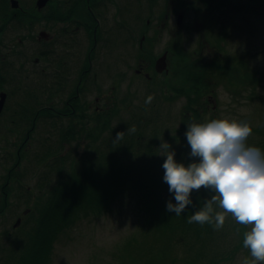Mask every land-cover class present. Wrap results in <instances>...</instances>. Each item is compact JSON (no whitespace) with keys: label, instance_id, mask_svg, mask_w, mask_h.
Returning a JSON list of instances; mask_svg holds the SVG:
<instances>
[{"label":"rangeland","instance_id":"rangeland-1","mask_svg":"<svg viewBox=\"0 0 264 264\" xmlns=\"http://www.w3.org/2000/svg\"><path fill=\"white\" fill-rule=\"evenodd\" d=\"M17 1L19 8L27 12L34 9L36 2V0ZM68 1L53 0L51 7L58 5L61 9ZM7 2L9 5V0ZM97 2L100 4L98 0ZM84 6L82 4V8ZM90 10L93 13L95 10L96 14L100 15L96 23L100 22L99 26L103 33L104 30L107 32V38L106 34L103 35V45L99 48L92 46L88 36L90 29L85 31V22L90 23L93 20L87 16L85 8L79 15L76 13L72 23L49 24L42 20L30 28L9 31L10 33L2 36L0 40V58L5 57L3 62H0V87L4 86L1 93L5 95L6 80L12 74L24 68L30 71L41 68V64L33 66L34 62L31 59L38 50H44L46 47V44H42L37 39L40 32L47 33L51 37L50 40H58L66 45L67 50L70 49L68 51H75L78 42L80 48L78 54L82 59L91 53V71L86 76V79L90 78L91 83L88 91L85 94L81 93L85 85L83 80L79 89L81 93L79 100L87 120L86 126L82 123L81 127L87 128L86 131H90L96 137L89 141L85 138L87 132L85 134L81 132L75 141L62 147V154L69 155L64 171H70V158L76 155L75 151L77 155L73 163L79 167L88 164L99 154L104 156L106 149H108L106 152H110L111 148H107L106 144L115 140L117 132H126L128 135V128L133 125L136 128L138 125L135 117L138 114L149 115L139 123V129H142L141 133H143L141 140L144 138V141H148L147 135L155 125L159 127L163 137L183 139L185 134L177 133L179 111L184 99L182 96H176L170 102L171 100L165 98L169 95H172L170 98L173 97L170 90H166V95L162 96L168 86L181 84V75L178 74L177 77L174 74L175 58H180L184 63L182 76L188 72L202 71L207 67L205 74L211 78L213 87L201 100V103L206 105L204 122L209 119L247 120L252 128L247 143L251 146L253 142L264 139V0H213L210 3H206V0H104V6L100 4L97 8L93 5ZM179 14H182L180 25L176 23ZM96 23L91 22L90 27ZM163 23L165 24L163 28L167 29L166 34H163V28L158 29ZM116 29L118 36L116 35L115 40L109 42L108 35ZM220 34L225 35L224 39L220 38ZM142 35L144 36L142 45L149 53V58L146 59L144 56L141 58L149 66L146 72H150V80L138 77L134 73L139 59L138 42ZM169 37L170 40L166 41ZM220 45H223V51ZM167 46L171 53H168L167 60H170V57L172 59L162 74L168 73L166 77H169L154 78V59L156 60ZM50 48L55 52L53 47ZM18 52L20 53L16 55ZM213 61L221 62L227 67L221 69L211 67V69L205 65ZM189 65L191 68L188 67ZM230 67L235 68V71ZM43 70L45 73L48 69ZM243 74L246 75V82L239 79ZM78 80L79 74L75 73L73 83H77ZM22 82H26L28 87L22 86L19 92L27 91L31 97L36 94V99L43 93V84H49L39 79L37 73ZM22 82H18L19 85ZM149 95L154 96V99L150 104H145V99ZM103 96L104 100L105 97L107 99L106 105H110V110L112 109L111 123L106 130H104V111L108 108L101 100L99 103L96 102V98L101 99ZM63 98L64 96L61 95L60 98L54 99L51 106L44 103L43 97L38 99L40 105H35V100L28 101L22 96L20 99L17 97L16 100H24L26 104L33 103L36 110L44 106L54 108L59 102H64ZM10 103L12 105L14 102ZM142 105H145V109L149 108V111L142 113L144 112V109H140ZM5 112L10 113L6 110ZM6 119V116L0 118V169L9 166L8 160L14 157L22 133V131L15 132L13 126L5 121ZM67 124L69 123L64 119L43 116L37 119L34 137L29 142L28 151L23 153L24 160L19 168L26 176L24 188L26 186L27 192L34 188L38 170L41 174L46 170L44 167L41 168V165L39 168L34 164L33 154L40 149L45 150L44 141L47 145L56 147L59 143L58 131L67 128ZM145 124L147 126H143ZM164 141L168 143L167 138ZM175 145L177 146H173L172 143L173 149L170 150L175 152V148L181 147L182 144L175 143ZM159 147L160 145L157 150L160 149ZM184 149L186 153L175 152L174 159L187 166L189 147L184 145ZM159 154L158 158L161 152ZM2 177L3 172L0 171V180ZM49 177L54 183L56 175L50 174ZM2 183L1 180L0 195L6 192L2 188ZM33 193L36 195L34 190L32 191L34 196ZM47 193L49 192L46 189L41 198L35 197L34 202L31 203L16 191L12 193L8 206L3 209L6 216L5 214L0 216V264H4L8 257L14 254L12 239L21 237L24 231L28 230L30 226L27 222L32 219L29 217L30 208L40 206ZM211 195L206 197L210 198ZM18 218H22L21 225L17 230L12 231L11 226L17 224ZM235 223L237 224L235 218L228 213L225 224L220 229L225 235L224 247L236 252L228 264H241L243 257L249 255L248 250L243 247V233L246 227L237 232L238 227ZM138 227L139 219L131 203L127 200L121 201L105 216L81 219L71 229L59 233L52 247L50 264H104L110 260L112 252L120 242Z\"/></svg>","mask_w":264,"mask_h":264},{"label":"trees","instance_id":"trees-1","mask_svg":"<svg viewBox=\"0 0 264 264\" xmlns=\"http://www.w3.org/2000/svg\"><path fill=\"white\" fill-rule=\"evenodd\" d=\"M211 1L213 0H206V3ZM89 2H91V6L96 5L97 8L100 6L97 0H89ZM51 3H53V0H50V3L41 12H37L35 9L27 12L23 8L11 9L7 0H0V40L2 36L10 33L9 31L24 30L42 20L49 24L70 22L76 13L78 11L81 13L84 8L87 16L92 19L86 9L87 4L85 1L75 5L70 10L64 7L59 9L58 6L53 8ZM82 4L85 5L83 8L80 6ZM218 8L221 7L218 6ZM96 13L94 10V18L91 22L96 23V19L99 20L100 15ZM91 22L86 24V29H90V33L96 38L99 33V30L95 32L97 23L90 27ZM111 33L113 34V32ZM224 37V34H220L221 39H224ZM43 44H46L44 52L38 55V52L42 51L38 50L37 56H35L41 60L39 63L41 68L48 69L46 72H49L50 76H45L44 80L49 84H43V93L36 99V94L31 97L27 94V91L19 92L22 86L28 87L26 82H22L25 79L24 70L12 74L6 80V111L12 112L14 106L20 105V101L23 102V109L18 112L26 125L19 141H22L27 133L34 131L36 121L42 113H44V118L64 119L69 124L65 129L59 131L56 129L59 140L56 147L47 145L44 141L43 149L45 150L40 149L36 154H33L34 164L46 168L42 174L38 170V178L33 185V189L31 188L27 192L26 186L24 188L26 176L19 169L21 161L24 160L22 150H20L19 156L15 152L14 157L9 158L8 163L10 164L7 168L0 169L3 172L1 178L2 188L6 192L11 191L13 193L16 191L29 203L34 202L35 197L37 199L41 198L46 189L49 192L40 206L30 208L29 217L32 219L27 222L30 227L24 231L25 233L21 237L12 239L14 254L10 255L4 264H50L52 247L59 233L71 229L81 219L105 216L112 212L113 207L119 202L126 200L131 203V207L137 213L139 227L120 242L116 250L112 252L110 260L104 264H228L234 258L236 252L231 248L224 247L226 243L222 230L216 231L207 223L201 226L196 222L191 224L187 222L188 217L203 207V202L207 198L206 195H211L210 191L203 187L200 190H193L191 193L193 203L187 206L180 216L166 210L168 201L173 204L176 201L174 194L168 191L169 185L163 180L164 169L162 164L165 157H157L161 152L157 148L161 144L160 138L162 136L163 140L167 138L170 146L172 143L173 146H177L175 143L182 144L181 147L175 148V152L178 154L186 153L184 145L189 147L188 151L190 153L191 149L185 135L182 140L176 137L172 139L163 137L159 127L155 125L147 135L148 141H144V138L141 140L143 133H141L142 129H139V123H142L143 119L149 115L138 114L135 117L138 125L135 133L126 135L125 132L123 140L116 143H113V141L108 142L106 147L111 148L110 152H106L108 149L104 150V156L102 154L95 156L83 167L73 163V159L77 155L75 151L76 155L70 158V171H64L69 155L62 154V147L75 141L81 135V132L84 134L87 132V128L81 127L82 123L86 126L87 120L79 97L75 98L76 107L58 105L54 108H48L44 106V108L40 107L36 110H34L33 103L26 104L27 102L24 100H16L17 97L20 99L22 96L23 99L35 100V105H40L39 100L43 97L44 103L51 106V102L56 98H60L61 95L65 99L64 94L67 92H70L68 98L75 96L77 83L68 86L64 83L62 77L70 72V64L66 59L67 55L53 57V54L60 47L67 50L66 45L58 40H50ZM50 47H53L55 52ZM220 48L221 51L224 50L223 45H220ZM19 53H16V55ZM87 58L83 61L75 58L77 63L75 73L79 74V78H82V81L85 80V83L90 80V78L86 79V76L91 71ZM31 59L33 60V57ZM3 60L1 58L0 62H3ZM175 60V63H173L174 74L177 77L178 74L181 75V84L168 86L165 88V92L163 91L162 96L166 95V90H170L173 97L170 98L172 95L165 97L171 100L170 102L176 96H182L184 99V104L179 111V132L177 134H185L187 123L192 121L204 122V106L206 105L201 103V100L209 93L213 84L210 82L211 78L205 74L207 67H204L202 71L188 72L182 76L184 63L180 58H175ZM205 65L214 69L227 67L221 62L215 61ZM33 66L36 67L37 65L33 64ZM74 66L76 68V65ZM188 67L191 68V65ZM230 69L235 71L233 67H230ZM53 71L58 73H53ZM160 75L154 72V78L163 77L167 79L169 77L163 74ZM239 79L246 82V75L239 76ZM18 82H22L21 85ZM3 88L2 85L0 91ZM58 90L60 95L57 97ZM10 102L14 103L11 105ZM106 104L104 102V105L108 108L104 111V130L109 128L110 117H112V109L110 110V105ZM144 107L145 105H142L140 108L144 109L142 113L149 111V108L145 109ZM54 114H57V118L54 117ZM147 124L143 126H147ZM95 137L90 131L85 136L89 141ZM251 146L264 150V139L253 142ZM188 161L189 163L198 162L199 158H192L188 155ZM50 174L56 175L54 183L50 181ZM10 185L11 190L8 188ZM33 190L36 192V195L33 193L34 196L32 195ZM235 225L239 229H244V226L238 222Z\"/></svg>","mask_w":264,"mask_h":264},{"label":"clouds","instance_id":"clouds-1","mask_svg":"<svg viewBox=\"0 0 264 264\" xmlns=\"http://www.w3.org/2000/svg\"><path fill=\"white\" fill-rule=\"evenodd\" d=\"M154 96L149 95L145 104ZM185 136L190 146L189 156L199 158L185 166L177 162L174 150L161 137L163 180L176 201H168L166 210L180 216L193 203L191 193L202 187L211 193L203 207L188 217L187 222L205 223L219 231L226 215L246 227L243 247L249 255L241 264L264 262V150L247 143L252 128L247 120L209 119L203 123L186 124ZM133 125L127 129L135 133ZM125 132H117L113 143L123 140ZM217 209H220L219 211ZM250 226V227H249ZM240 231L239 228L236 229Z\"/></svg>","mask_w":264,"mask_h":264},{"label":"flooded vegetation","instance_id":"flooded-vegetation-1","mask_svg":"<svg viewBox=\"0 0 264 264\" xmlns=\"http://www.w3.org/2000/svg\"><path fill=\"white\" fill-rule=\"evenodd\" d=\"M99 2H100V4H103V6H104V0H98ZM80 3H82V0H69L67 3H65L64 4V8L65 9H67V10H70L71 8H73L75 5H77V4H80ZM85 3L87 4V7H86V9L89 11V13H90V15L92 16V19L94 18V16H93V13H92V11L90 10V7H91V2H89V0H85ZM56 6H58V5H56ZM80 6H82V5H80ZM58 7H61V6H58ZM77 14L79 15L80 13H79V11L77 12ZM181 16H182V14H179L178 16H177V19H176V23L178 24L179 23V25H180V23H181ZM180 17V19H178ZM120 18V17H119ZM73 19V18H72ZM72 19H71V23L73 22L72 21ZM84 19H86V16L84 15ZM97 21H98V19H96ZM181 20V21H180ZM65 23H67V22H65ZM65 23H58V24H65ZM99 23L100 22H98L97 23V29H95V32L97 31V30H99V33L97 34V37L95 38V36L94 35H92L91 33H90V31L88 32V36H89V39H90V41L92 42V46L93 47H95V48H99V47H101L102 45H103V35H105L106 34V38H107V32L104 30V33L102 32V30L100 29V26H99ZM86 24H88V22H85V26H86ZM147 24H148V22H147ZM163 27H165V24L163 23V24H161L160 26H159V28L158 29H161V28H163ZM75 31H76V29H75ZM85 31H88L87 29H86V27H85ZM162 31H163V34H166L167 33V29L166 28H163L162 29ZM112 32V31H111ZM110 32V34L108 35V38L110 37V39H109V42H112V41H114L115 40V38H116V35L118 36V29H116L114 32H113V35L114 36H112L111 33ZM145 34V33H144ZM143 34V35H144ZM141 36V39L139 40V42H138V54H139V59H138V61L136 62L137 64H136V67H137V69H135V71H134V73H135V75H137L138 77H144L145 79H147V80H150L151 79V75H150V72L148 71V72H146V70L148 69V65L145 63V61H144V59L143 58H141L142 56H144L146 59H148V57H149V53H147V50H145V48H144V45H142L143 44V42H144V36ZM48 38H49V40H44L43 39V41H40V42H42V44L44 43V42H49L50 41V36H48ZM170 40V37L169 38H167L166 39V41H169ZM100 42V43H99ZM99 43V44H98ZM164 47H165V42H164ZM79 44H78V42H77V48H76V50L75 51H68V50H66L65 48H63V47H60L58 50H57V52H55V54H53V57L55 58L57 55H61V56H65V55H67L69 58H66L67 59V62L70 64V72L67 74V75H63L62 77H63V80H64V83L65 84H67L68 86L69 85H71V84H73V82H74V80H75V72H76V69H77V63L75 64L74 62H76V60H75V58H79L78 60H80V61H83V59L82 58H80L79 57V54H78V51H79ZM141 50H143V52H141ZM44 52V50H42L41 52H38V55L39 54H42ZM58 52H60V54H58ZM168 53L169 54H171L170 53V49L168 48V46L165 48V50H164V52L163 53H161V55L155 60L154 59V62H153V72H156L155 71V63H156V61L158 60V59H160L162 56H165V67L167 66V64H168V62H170L171 63V57H170V60H167V56H168ZM36 56H37V54H36ZM36 56H34L33 57V62H34V64L35 65H38L40 62H41V60L40 59H38V57H36ZM86 57H88L87 58V61H88V63H89V67H90V69H91V53L89 54V55H87V56H85V58ZM1 58H3V59H5V57H1ZM0 58V59H1ZM84 58V59H85ZM74 65H76V68H75V66ZM85 71H87V70H85ZM34 73H37L38 74V78L39 79H43L44 80V78H45V76H50V73L49 72H45L44 73V70H43V68H40V69H37V70H33V71H30V70H28V69H25L24 68V75H25V78H27V77H32V76H34ZM53 73H58V72H55V71H53ZM157 73V72H156ZM162 73H164V72H161V73H158V74H161L162 75ZM168 73H165L164 75H167ZM160 75V76H161ZM159 76V75H158ZM82 78H79V80H78V82H77V88H76V91H75V96H72V97H69L68 98V96H69V93L70 92H67L66 94H64L65 95V99H64V102L62 103V102H59L58 103V105H62V106H75L76 107V102H75V98H77V97H79L80 96V94L81 93H84L85 94V92L86 91H88V89H89V85H90V81H87L86 83H85V85H84V88H83V90H82V92L80 93V85L82 84ZM0 93H1V91H0ZM87 94V93H86ZM60 95V91L58 90L57 91V97ZM100 100L103 102V104H104V102L107 100L106 99V97H105V100H104V96L101 98V99H98V98H96V102L97 103H99L100 102ZM80 101V100H79ZM6 99H5V101H4V105H3V108H2V110H1V112H0V118H2V117H4V116H6L7 117V119L5 120L6 122H8V123H10L11 124V126H13V129H14V131L16 132V131H24V126L26 125L24 122H23V120H22V117H20V113L18 112L20 109H23V102H21L20 101V105H17V106H11V107H13V111L12 112H10V113H8V114H6V112H5V110H6ZM61 106V107H62ZM61 107H59V108H61ZM76 109V108H75ZM55 110H56V108H55ZM57 113V112H56ZM57 115V114H56ZM55 114H54V117L55 118H57V116H56ZM60 115V114H59ZM45 117L44 116V113H42V114H40V116H39V118H41V117ZM36 131V129H34V131H32L31 133H27V135L26 136H24L23 137V140L22 141H19V143H18V147H17V149H16V155L17 156H19L20 154V150H22L23 151V153H26L27 151H28V146H29V142H30V140H31V138H33L34 137V132ZM23 145H26V146H24L23 147ZM21 163H23V161L21 162ZM20 163V164H21ZM11 166H12V164H11ZM19 168H20V165H19ZM0 182H1V180H0ZM9 188V190H11V185L8 187ZM12 197V192L10 191V192H4V193H1V195H0V198H1V200H0V203H1V206H0V216H2L3 214H5V216H6V213L4 212L5 210H3L4 208H6L7 206H8V200H10V198ZM18 220V221H17ZM16 221H17V224L16 225H12L11 226V229H12V231H15V230H17L18 229V227L21 225V221H22V218H18Z\"/></svg>","mask_w":264,"mask_h":264},{"label":"water","instance_id":"water-1","mask_svg":"<svg viewBox=\"0 0 264 264\" xmlns=\"http://www.w3.org/2000/svg\"><path fill=\"white\" fill-rule=\"evenodd\" d=\"M49 0H36L35 2V8L37 11H41L47 4ZM9 7L11 9H18L19 8V4L17 0H9ZM48 34H46L45 32H40L38 34V40L40 39H44L47 40L48 38ZM165 56H162L160 59H158L155 63V71L158 73H161L164 69H165ZM6 95L1 93L0 94V112L3 108L4 105V101H5Z\"/></svg>","mask_w":264,"mask_h":264}]
</instances>
